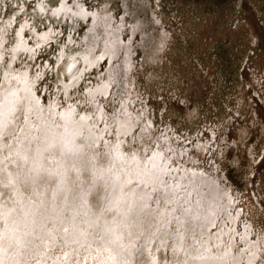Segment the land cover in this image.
I'll use <instances>...</instances> for the list:
<instances>
[{
	"label": "rangeland",
	"instance_id": "rangeland-1",
	"mask_svg": "<svg viewBox=\"0 0 264 264\" xmlns=\"http://www.w3.org/2000/svg\"><path fill=\"white\" fill-rule=\"evenodd\" d=\"M0 117V264H264V0H0Z\"/></svg>",
	"mask_w": 264,
	"mask_h": 264
},
{
	"label": "bare ground",
	"instance_id": "bare-ground-1",
	"mask_svg": "<svg viewBox=\"0 0 264 264\" xmlns=\"http://www.w3.org/2000/svg\"><path fill=\"white\" fill-rule=\"evenodd\" d=\"M20 90H21V89H20ZM12 93H14V92H12ZM22 93H23V92H22ZM23 94L25 95V93H23ZM11 95H12V94H11ZM7 96H8V95H7ZM11 97H12V96H11ZM7 98H8V97H7ZM7 98H6V99H7ZM12 98H13V97H12ZM9 100H10V98H9ZM18 101H19V97H18V95H16V103H17ZM14 104H15V103H14ZM14 104L12 105V108H13ZM17 104H18V103H17ZM6 108H7V107L4 106V110H5ZM12 108H11V111L14 110V109H12ZM14 108H15V106H14ZM7 109H8V108H7ZM4 110H3V113L5 112ZM13 114H14V112H13ZM1 117H3V116H1ZM1 117H0V119H1ZM0 123H1V122H0ZM0 131H2V129H1ZM2 179H3V178H2Z\"/></svg>",
	"mask_w": 264,
	"mask_h": 264
}]
</instances>
